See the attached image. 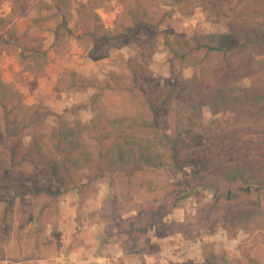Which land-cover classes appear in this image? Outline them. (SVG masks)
<instances>
[{
    "label": "rangeland",
    "instance_id": "obj_1",
    "mask_svg": "<svg viewBox=\"0 0 264 264\" xmlns=\"http://www.w3.org/2000/svg\"><path fill=\"white\" fill-rule=\"evenodd\" d=\"M251 2L0 0V160L19 136L30 151L40 145L41 154L57 152L53 129L79 119L89 123L81 142L97 157L85 171L67 162L56 170L28 161L1 165L0 264L54 260L62 198L70 190L80 203L78 231L98 223L104 240L115 236L125 245L132 264L147 255L153 258L143 264H161L158 257L163 264H264V182L218 174L242 158L230 146L234 139L240 145L252 136H217L245 122L250 109H206L197 120L180 98L197 69L181 70L166 44V37L195 45L199 35L229 33L235 17L251 19L237 14ZM255 40L264 47V29ZM123 116L124 127L133 118L146 124L160 164H103L98 153L114 136L103 137L116 131L109 120ZM255 153L264 157V142ZM167 243L175 251L165 250Z\"/></svg>",
    "mask_w": 264,
    "mask_h": 264
},
{
    "label": "trees",
    "instance_id": "obj_2",
    "mask_svg": "<svg viewBox=\"0 0 264 264\" xmlns=\"http://www.w3.org/2000/svg\"><path fill=\"white\" fill-rule=\"evenodd\" d=\"M237 14L240 17L246 14L251 19L241 20L235 17L229 33L199 35L193 38L195 45L191 44V39L181 37H166V44L181 70L189 67L197 69L194 76L184 80L185 90L180 95V98L191 107L197 120L206 109L213 112L250 109L245 122L244 120L243 123L236 122L231 131L217 136L221 139L244 134L252 136L240 145L234 139L230 146L237 145L242 150V158L231 165L223 166L218 174L228 181L242 180L248 184L251 180H256L262 184L264 157L257 156L255 151L260 142H264V47L260 49L253 44L256 41V34L264 29L263 21L260 19L261 15L264 16V4L261 0H253ZM198 51H202L203 56H200ZM210 55L218 58L217 64L207 62ZM226 66L229 67V73L225 72ZM245 77H248L249 84L245 83ZM147 98L148 101L154 100L150 96ZM125 120V116L109 120L110 125L116 128L115 132L119 133L114 135L115 132L112 131L104 135V139L114 137L110 146L98 153V157L103 159V164L112 169L121 168L134 160L143 162L146 166L158 165L161 155L152 152L153 144L145 137L146 124L138 125L136 118H133V122L126 126L130 130L129 135L131 134V137H128V134L120 135L126 128ZM87 126L89 123L79 119L74 124L66 122L61 127H55L52 136L57 139L55 145L57 152L49 151L45 154L38 151L41 150L40 145L36 150L30 151L22 137H14L10 145L11 155L0 160V169L1 165L6 166L10 161H28L47 165L53 170L62 169L63 163L67 162L75 169L85 171L97 158L94 152L84 147L81 142ZM12 134L18 135L17 129L12 130ZM256 138L259 139L255 140ZM22 149L24 152L21 154ZM246 189L250 190V187Z\"/></svg>",
    "mask_w": 264,
    "mask_h": 264
},
{
    "label": "crops",
    "instance_id": "obj_3",
    "mask_svg": "<svg viewBox=\"0 0 264 264\" xmlns=\"http://www.w3.org/2000/svg\"><path fill=\"white\" fill-rule=\"evenodd\" d=\"M73 196L76 206H73V201L68 197ZM67 199L62 198L61 211L58 218L59 228L61 230L60 240L61 248L55 254L54 260L50 262L44 256L34 259H28V264H132V257L125 250V245H121L116 241L115 236H111L104 240L106 236L102 235V228L98 223L91 222L85 224V229L78 231L77 213L80 205L77 202V197L73 190L65 193ZM72 203V204H71ZM79 203V204H78ZM172 243L164 244V249L167 251H175ZM153 258L149 255L142 257V262L137 259L138 264H143L146 259L151 262ZM157 258V257H156ZM187 258H192L188 256ZM153 261V260H152ZM158 261L163 264L165 259L159 258Z\"/></svg>",
    "mask_w": 264,
    "mask_h": 264
}]
</instances>
